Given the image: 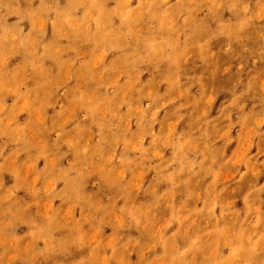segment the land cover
I'll return each mask as SVG.
<instances>
[{
  "label": "rangeland",
  "instance_id": "374dc122",
  "mask_svg": "<svg viewBox=\"0 0 264 264\" xmlns=\"http://www.w3.org/2000/svg\"><path fill=\"white\" fill-rule=\"evenodd\" d=\"M0 264H264V0H0Z\"/></svg>",
  "mask_w": 264,
  "mask_h": 264
}]
</instances>
